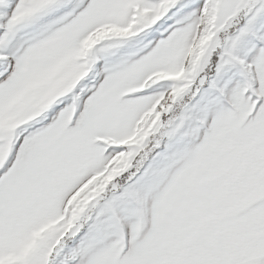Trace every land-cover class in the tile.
Segmentation results:
<instances>
[{
	"label": "snow or ice",
	"instance_id": "1",
	"mask_svg": "<svg viewBox=\"0 0 264 264\" xmlns=\"http://www.w3.org/2000/svg\"><path fill=\"white\" fill-rule=\"evenodd\" d=\"M0 264H264V0H0Z\"/></svg>",
	"mask_w": 264,
	"mask_h": 264
}]
</instances>
